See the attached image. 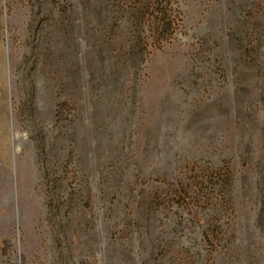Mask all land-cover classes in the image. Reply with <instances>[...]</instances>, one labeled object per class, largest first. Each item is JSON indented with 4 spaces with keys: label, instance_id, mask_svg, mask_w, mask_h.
Returning a JSON list of instances; mask_svg holds the SVG:
<instances>
[{
    "label": "rangeland",
    "instance_id": "rangeland-1",
    "mask_svg": "<svg viewBox=\"0 0 264 264\" xmlns=\"http://www.w3.org/2000/svg\"><path fill=\"white\" fill-rule=\"evenodd\" d=\"M0 264H264V0H0Z\"/></svg>",
    "mask_w": 264,
    "mask_h": 264
}]
</instances>
